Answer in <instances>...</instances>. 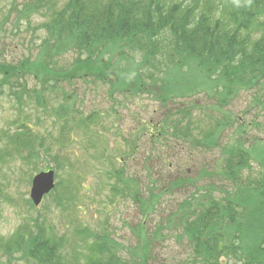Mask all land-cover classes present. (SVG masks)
I'll return each instance as SVG.
<instances>
[{"label":"trees","instance_id":"obj_1","mask_svg":"<svg viewBox=\"0 0 264 264\" xmlns=\"http://www.w3.org/2000/svg\"><path fill=\"white\" fill-rule=\"evenodd\" d=\"M13 8L19 17L28 19L33 13L44 17L40 25L46 32L41 42L44 56L20 64L0 62V87L7 84L13 88L17 84L29 92L24 76L34 72L43 91L31 89L29 96L44 110L51 107L47 106L50 99L57 98L56 83L61 77L66 81L92 71L104 77L115 75V54L134 60L138 55L139 69L135 75L122 69L123 76L117 75L115 82L108 81L110 94L148 93L166 106L173 97L192 96L199 90L232 97L242 88L256 86L262 97H255V101L264 107V0H63L60 4L57 0H26L21 8L14 4ZM70 51L77 55L69 66L50 68L56 56ZM117 59L116 65L125 58ZM191 68L204 73L206 80L194 82L186 78ZM50 80L52 86L47 89ZM60 91V101L52 112L57 118L62 115L64 131L77 117L71 106L74 96ZM12 92L17 99L21 97V92ZM189 107L180 108L181 117H173L169 111L160 120L161 131L156 137L165 131L190 135L194 107ZM92 114L79 117L76 125L88 129L95 123ZM183 118L185 129H180ZM29 127L24 117L17 132L7 134L16 153L28 148L24 158L36 151L34 139L27 132ZM221 128L217 124L205 138L213 144ZM245 134L243 124H239L234 142L222 147L224 160L220 172L228 180L221 189L223 196L203 203L184 199L166 218V224L158 223L150 229L145 219L131 224L129 230L134 238L127 245L118 242L105 224L97 232L87 227L76 229L80 240L77 244L78 240L59 235L45 216H39L19 225L12 237H0V253L10 263L18 255L17 259L24 264H153L157 256L155 244L165 241V230L172 229L168 224L171 220L174 237L186 249L175 264H264V140H255L257 143L247 148L242 144ZM60 146H65L62 140ZM136 147L133 141L130 151L134 153ZM251 161H256L261 169L244 174L242 170L250 169ZM67 164L71 169L70 162ZM67 164L60 163L57 168ZM56 169V183L50 194L64 210L69 200L65 203L57 192L62 181ZM108 174L114 179L109 185L111 196L123 195L127 187L131 200L138 203L145 218L155 209L163 191L155 193L152 187L143 199L136 178H124L122 169L110 170ZM159 261L168 264L169 260L165 256Z\"/></svg>","mask_w":264,"mask_h":264},{"label":"rangeland","instance_id":"obj_2","mask_svg":"<svg viewBox=\"0 0 264 264\" xmlns=\"http://www.w3.org/2000/svg\"><path fill=\"white\" fill-rule=\"evenodd\" d=\"M24 1L26 0H0L1 63L20 64L26 59L33 61L44 56L41 54L44 49L41 42L46 37V32L40 29L44 17L37 13L31 14L28 19L23 18V15L19 17L20 14L14 12L16 9L13 4L21 8ZM62 1L57 0L59 4ZM11 9L13 11H10ZM76 55L77 53L72 51L62 53L56 56L51 62L52 66H49L51 69L65 68ZM117 57L125 59L119 60L116 65ZM136 59L139 60L138 55L134 60L115 54L112 59L115 75L104 77L99 72L92 71L88 75L81 74L71 80L59 78L56 83V91L59 93L54 94L57 98L47 102V106H51L48 110H44L33 96H29L32 94L31 89L43 91L41 80L34 77V72L24 76L29 92L22 90L17 84H14L13 88L2 84L1 238H10L19 225L45 216L46 220L55 226L59 235H68L72 240H78L75 233L78 228L87 227L97 232L102 231L105 224L118 242L127 245L128 241L134 238L129 230L131 224L145 219L147 228L150 229L158 223L166 224V218L184 199L203 203L210 198L223 196L221 189L228 180L220 172L224 160L221 151L225 144L233 143L236 139L238 125L243 124L245 128L246 134L242 143L244 147L248 148L251 144L264 140V107L255 101V97H262L261 89L256 86L242 88L232 97H223L220 93L204 89L192 96L173 97L166 106L161 105L148 93L117 91L110 94L111 84L108 81L115 82L117 75L123 76L120 74L122 69L135 75L139 69V61ZM203 74L200 70L191 68L187 70L185 77L193 79L194 82L205 81ZM1 76L0 74V78ZM171 77L175 79L172 74ZM46 85V88L50 89L51 80ZM191 86L189 85L188 89ZM60 90L74 96L71 106L77 117L64 131L61 128L62 115L57 118L52 112L60 101ZM12 91L21 92V97L17 99ZM220 96L223 99H220ZM186 106L194 107L190 109L191 134L176 132L174 135L165 131L163 135L156 137L161 131L158 126L160 120L169 111H172L173 117H181L183 113L180 108ZM91 113L95 123L90 124L88 129L83 125H76L79 117ZM24 117L30 126L27 132L32 135L36 149L33 155L27 158H24L27 155V147L16 153L7 139V134L17 132V127ZM185 121L186 118H183L178 128L185 129ZM217 124H221L222 128L212 144L205 135ZM60 140L65 146H60ZM255 140L257 142H254ZM133 141L137 143L134 153L130 151ZM67 162H70L71 169ZM60 163L67 165L57 168ZM49 167L54 170L57 168L58 178L62 181L57 192L65 203L69 200L67 209L61 210L58 200H54L52 194L45 195L38 205H34L30 198L33 175ZM250 167L244 168L242 172L246 174L249 171L251 174L261 169L256 161H251ZM121 169L124 178H136L140 198H147L152 187L155 193L163 191L155 209L146 218L138 203L131 200L127 187H124L123 195L116 198L111 196L109 185L114 179L108 172ZM210 192L213 196H208ZM168 224L172 229L165 230V241L155 244L157 256L153 264H165L159 261L165 256L170 261H167L168 264H175L186 253V249L174 237L171 220ZM17 257L18 255L10 263L8 257L0 253V263L24 264Z\"/></svg>","mask_w":264,"mask_h":264},{"label":"water","instance_id":"obj_3","mask_svg":"<svg viewBox=\"0 0 264 264\" xmlns=\"http://www.w3.org/2000/svg\"><path fill=\"white\" fill-rule=\"evenodd\" d=\"M54 187V171L42 170L36 173L31 180L30 198L34 205H38L44 194Z\"/></svg>","mask_w":264,"mask_h":264}]
</instances>
